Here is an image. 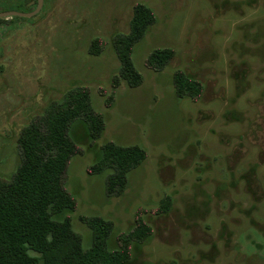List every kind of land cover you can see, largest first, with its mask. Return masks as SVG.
<instances>
[{"label": "rangeland", "instance_id": "rangeland-1", "mask_svg": "<svg viewBox=\"0 0 264 264\" xmlns=\"http://www.w3.org/2000/svg\"><path fill=\"white\" fill-rule=\"evenodd\" d=\"M136 2L155 14L133 46L143 81L121 82L107 107L103 93L119 67L113 38L128 32ZM1 31V178L20 161L21 128L85 87L105 128L90 140L71 125L79 150L64 175L74 199L64 214L84 249L86 218L99 216L112 223L107 249L129 248L123 264H264V0H43L32 18L3 19ZM95 37L105 42L98 55L88 52ZM164 47L174 55L154 71L147 56ZM176 70L202 83L198 100L175 95ZM109 141L146 150L118 194L106 191L109 168L87 172ZM167 195L170 209L157 212ZM136 215L151 227L142 241L128 233Z\"/></svg>", "mask_w": 264, "mask_h": 264}, {"label": "trees", "instance_id": "trees-1", "mask_svg": "<svg viewBox=\"0 0 264 264\" xmlns=\"http://www.w3.org/2000/svg\"><path fill=\"white\" fill-rule=\"evenodd\" d=\"M155 21L153 10L143 2L132 7L127 33L116 34L113 48L119 61L118 70L111 77V92L105 95V105L113 103L114 90L125 82L130 87L143 81L132 59L133 46ZM105 42L99 37L91 40L88 52L98 55ZM169 47L152 49L146 64L154 71L161 70L173 57ZM175 95L196 101L203 86L183 71L172 75ZM74 123V124H73ZM82 124L86 136L96 140L105 128L102 113L93 109L89 90L76 87L69 90L61 102L50 104L44 114L24 125L16 138L20 161L9 179L0 177V264H123L129 248L122 252L107 249V239L112 223L99 216L86 218L92 229L91 245L84 249L79 236L70 228L64 211L74 205L72 195L65 188L64 175L71 157L79 147L73 138L72 128ZM103 161L88 166L87 172H101L109 168L106 179L107 193H120L127 185L131 169L146 158V150L138 144L119 145L113 141L102 147ZM172 204L170 196L159 201L157 212H167ZM129 237L144 240L151 234V227L140 215ZM31 251L40 255L33 257Z\"/></svg>", "mask_w": 264, "mask_h": 264}, {"label": "flooded vegetation", "instance_id": "flooded-vegetation-1", "mask_svg": "<svg viewBox=\"0 0 264 264\" xmlns=\"http://www.w3.org/2000/svg\"><path fill=\"white\" fill-rule=\"evenodd\" d=\"M21 0H0V4L3 5V9H2V5L0 7V12L1 11H17V12H23V13H26V12H30L32 10L35 9L36 5H37V0H35V5L31 8H27L26 6H22V3H20ZM42 5H43V2H42ZM42 5L40 7V9L42 8ZM39 9V11H40ZM38 11V12H39ZM37 12V13H38ZM37 13H35L34 15H36ZM34 15H31V16H19V15H10V16H4V17H0V22L5 19V18H14V19H18V17H31L34 16ZM2 31L0 32V41L1 39L3 38L2 37Z\"/></svg>", "mask_w": 264, "mask_h": 264}, {"label": "water", "instance_id": "water-1", "mask_svg": "<svg viewBox=\"0 0 264 264\" xmlns=\"http://www.w3.org/2000/svg\"><path fill=\"white\" fill-rule=\"evenodd\" d=\"M43 0H37V5L35 7L34 10L30 11V12H17V11H1L0 12V17H4V16H10V15H19V16H31L34 15L35 13H37L42 5Z\"/></svg>", "mask_w": 264, "mask_h": 264}]
</instances>
